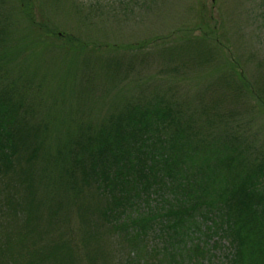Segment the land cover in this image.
I'll list each match as a JSON object with an SVG mask.
<instances>
[{
    "label": "trees",
    "instance_id": "1",
    "mask_svg": "<svg viewBox=\"0 0 264 264\" xmlns=\"http://www.w3.org/2000/svg\"><path fill=\"white\" fill-rule=\"evenodd\" d=\"M196 14L129 47L164 59L150 70L0 0V264H212L221 247L226 264H264V75L252 83L226 23ZM191 73L192 94L170 92Z\"/></svg>",
    "mask_w": 264,
    "mask_h": 264
},
{
    "label": "rangeland",
    "instance_id": "2",
    "mask_svg": "<svg viewBox=\"0 0 264 264\" xmlns=\"http://www.w3.org/2000/svg\"><path fill=\"white\" fill-rule=\"evenodd\" d=\"M214 3L217 7L215 10L212 9ZM28 4L35 23L41 25L43 32L53 30L57 35L73 37L88 44L96 41L95 44L102 45V50L108 45L107 48H114L109 58L120 60L124 57L125 61L131 60L137 67L148 65L150 70L158 69L164 59L160 57V60L152 48L148 50V45L138 51H129V47L145 45L154 39L162 40L177 29L182 30L178 33L183 34L187 24L190 23L189 27L191 23L197 22L196 10L203 8L207 15L212 12L217 21L221 22L222 19L226 23L228 34H225L231 41V52L234 56L241 55L247 78L252 83L257 81L260 84L259 79L264 75V0H28ZM13 6L18 4L14 3ZM6 12L13 14L14 10L9 11V7H6ZM143 50L145 54L141 52ZM171 52L173 56L169 59L175 57V51ZM147 54L150 56L145 57ZM257 64L260 65L258 70ZM173 76L176 75L163 77L165 80L162 79L160 83L166 80L175 82V78L183 75ZM188 78L191 81H183L186 77H182V82L170 92L192 94L193 88L196 89L194 86L201 82L200 75L191 73ZM109 86L106 84L104 93L110 89ZM108 97L106 94L93 97L92 109L95 112L103 109L106 101L111 105ZM237 106L246 108L247 102L228 104L227 108L234 109ZM255 121L253 131L264 126V118ZM151 238L153 243L157 242L156 235ZM214 253L215 259L209 260L212 264H226L222 256L227 253L225 248L216 249Z\"/></svg>",
    "mask_w": 264,
    "mask_h": 264
}]
</instances>
